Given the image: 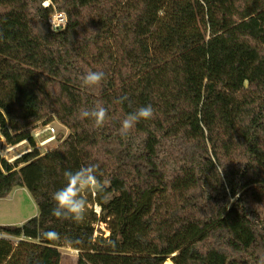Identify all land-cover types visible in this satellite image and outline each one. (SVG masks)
<instances>
[{
  "label": "trees",
  "instance_id": "obj_1",
  "mask_svg": "<svg viewBox=\"0 0 264 264\" xmlns=\"http://www.w3.org/2000/svg\"><path fill=\"white\" fill-rule=\"evenodd\" d=\"M97 105L99 129L81 114ZM55 120L70 134L43 154L31 128ZM1 137L32 150L0 155V199L27 188L40 214L0 225V264H61L60 248L78 264H264V0H0ZM90 164L101 212L52 216L64 172Z\"/></svg>",
  "mask_w": 264,
  "mask_h": 264
},
{
  "label": "clouds",
  "instance_id": "obj_2",
  "mask_svg": "<svg viewBox=\"0 0 264 264\" xmlns=\"http://www.w3.org/2000/svg\"><path fill=\"white\" fill-rule=\"evenodd\" d=\"M105 79L103 71H88L81 77L83 86L94 88L101 84ZM127 97H122L117 100V103H123ZM82 116L93 120L94 128H102L107 116V109L102 105H97L91 110L83 109ZM154 116V109L149 104L142 106L135 112L128 114L119 128V135L122 139H127L131 130L142 120H150ZM98 165L90 164L79 168L76 171L66 170L64 177L66 184L53 194L52 199L55 202L51 214L61 221L71 223H81L85 220L87 214L88 193L102 188V184L98 179Z\"/></svg>",
  "mask_w": 264,
  "mask_h": 264
},
{
  "label": "rangeland",
  "instance_id": "obj_3",
  "mask_svg": "<svg viewBox=\"0 0 264 264\" xmlns=\"http://www.w3.org/2000/svg\"><path fill=\"white\" fill-rule=\"evenodd\" d=\"M48 127L55 129V134L46 132ZM31 132L36 139L38 149L43 154L56 149L61 141H64L70 134L69 129L58 120L48 125L40 122L31 128ZM49 138L54 140L42 145V143ZM11 147L12 146L9 145L3 137L0 138V155L11 163H15L17 159L32 150L28 142L19 144L17 149L7 153V150ZM96 191L97 189L88 193L86 196L88 200L87 213L92 209H95L97 213L101 212L100 207L95 204ZM39 214V207L27 188H17L7 198L0 199V225L20 226L30 219L39 216ZM98 229L99 232L97 235L103 232L105 233V237L110 236V231L105 224H99L97 226V230ZM60 252L62 254L61 264H78V251L71 248H60Z\"/></svg>",
  "mask_w": 264,
  "mask_h": 264
},
{
  "label": "built area",
  "instance_id": "obj_4",
  "mask_svg": "<svg viewBox=\"0 0 264 264\" xmlns=\"http://www.w3.org/2000/svg\"><path fill=\"white\" fill-rule=\"evenodd\" d=\"M50 3L49 1H47L45 3V6H49ZM50 23H51V27L54 31H61V30H64L68 24V17L65 13H59V12H56L54 13L53 15L50 16V19H49ZM46 132H50L52 134H55V129L53 128H50L48 127L46 129ZM54 139L52 138H49L47 140H45L42 145H45L47 143H50L52 142ZM25 143V142H24ZM19 147V145H16V146H12L10 149L7 150V153L17 149ZM29 152V151H28Z\"/></svg>",
  "mask_w": 264,
  "mask_h": 264
},
{
  "label": "bare ground",
  "instance_id": "obj_5",
  "mask_svg": "<svg viewBox=\"0 0 264 264\" xmlns=\"http://www.w3.org/2000/svg\"><path fill=\"white\" fill-rule=\"evenodd\" d=\"M166 264H174L173 262H171V261H168Z\"/></svg>",
  "mask_w": 264,
  "mask_h": 264
}]
</instances>
